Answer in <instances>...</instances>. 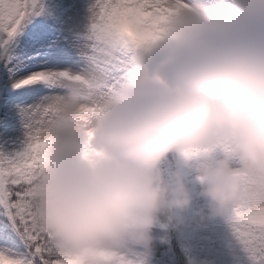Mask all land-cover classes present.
I'll return each instance as SVG.
<instances>
[{"label": "clouds", "instance_id": "9594fccd", "mask_svg": "<svg viewBox=\"0 0 264 264\" xmlns=\"http://www.w3.org/2000/svg\"><path fill=\"white\" fill-rule=\"evenodd\" d=\"M97 4L126 70L46 98L29 136L45 158L32 212L58 264H149L154 230H175L193 203L183 174L161 168L173 152L198 184L201 220L255 211L264 222V0ZM157 8L167 18L152 38Z\"/></svg>", "mask_w": 264, "mask_h": 264}, {"label": "snow or ice", "instance_id": "6c2138e0", "mask_svg": "<svg viewBox=\"0 0 264 264\" xmlns=\"http://www.w3.org/2000/svg\"><path fill=\"white\" fill-rule=\"evenodd\" d=\"M94 5L97 0H0V257L9 264H58L30 203L45 158L29 136L40 127L46 98L89 77L111 86L129 62L110 14L97 23ZM155 11L152 38L167 18V9ZM228 219L247 264H264V222L257 213Z\"/></svg>", "mask_w": 264, "mask_h": 264}, {"label": "trees", "instance_id": "16d2710c", "mask_svg": "<svg viewBox=\"0 0 264 264\" xmlns=\"http://www.w3.org/2000/svg\"><path fill=\"white\" fill-rule=\"evenodd\" d=\"M228 2V0H224ZM166 176L181 172L193 195L191 207L182 213L175 230L157 226L149 264H247L234 240L228 218L201 220L205 201L198 195V184L178 154L169 153L161 163Z\"/></svg>", "mask_w": 264, "mask_h": 264}, {"label": "rangeland", "instance_id": "374dc122", "mask_svg": "<svg viewBox=\"0 0 264 264\" xmlns=\"http://www.w3.org/2000/svg\"><path fill=\"white\" fill-rule=\"evenodd\" d=\"M185 2L189 5H191L195 9L205 8V7L210 8V7H214V6H218V5H222V4L227 3L224 0H185ZM225 218H227V217H225Z\"/></svg>", "mask_w": 264, "mask_h": 264}]
</instances>
